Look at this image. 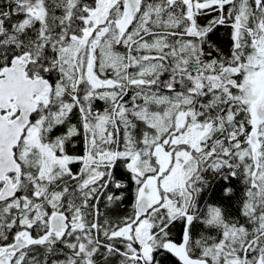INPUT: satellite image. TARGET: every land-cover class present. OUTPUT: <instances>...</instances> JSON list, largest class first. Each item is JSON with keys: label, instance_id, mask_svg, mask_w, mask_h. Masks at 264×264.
<instances>
[{"label": "snow or ice", "instance_id": "1", "mask_svg": "<svg viewBox=\"0 0 264 264\" xmlns=\"http://www.w3.org/2000/svg\"><path fill=\"white\" fill-rule=\"evenodd\" d=\"M0 264H264V0H0Z\"/></svg>", "mask_w": 264, "mask_h": 264}]
</instances>
